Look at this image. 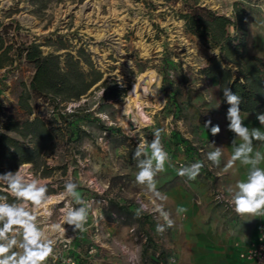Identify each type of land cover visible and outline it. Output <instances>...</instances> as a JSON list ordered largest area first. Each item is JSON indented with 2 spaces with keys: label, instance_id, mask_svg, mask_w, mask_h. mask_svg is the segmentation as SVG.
I'll use <instances>...</instances> for the list:
<instances>
[{
  "label": "rangeland",
  "instance_id": "rangeland-1",
  "mask_svg": "<svg viewBox=\"0 0 264 264\" xmlns=\"http://www.w3.org/2000/svg\"><path fill=\"white\" fill-rule=\"evenodd\" d=\"M200 2L228 17H233L235 8L243 11L248 16L244 27L249 50L264 60V0ZM192 3L193 0H0V29L9 25L10 38L35 42L45 55L69 52L77 58L78 50L84 49L93 67L103 75L102 81L80 100L61 106L67 116L79 112L67 121L58 118L53 106L42 99H30L35 112L32 117L40 115L47 121L57 117L62 129L66 122H80L85 131L80 140H67V132L57 142L55 152L48 156L55 160L54 167L48 166L50 177H43L33 166L32 172L61 189L71 176L80 184L79 191L92 203L90 211L95 213V217H89V231L75 234L71 245L58 247L60 258L49 264H64L68 259L75 264H158L157 260L169 264V258H174L175 264H233L236 244L245 246L257 231L259 217L238 216L214 200L217 190L229 196L221 186L230 184V176L219 175L220 167L209 166L206 153L211 146L200 139L199 127L210 119L203 117L208 97H220L218 80L208 79L202 72L217 51L186 33L179 15ZM103 24L108 25V31L98 38ZM231 33H235L233 28ZM81 65L85 72L90 71L83 60ZM147 70L160 75L159 91L165 102L158 110L147 109L153 124L134 130L133 135V130L127 131L121 125L118 116L138 75ZM32 74V66L23 60L9 73L0 68V135L20 139L6 126L10 117L24 118L18 99L23 93L22 84L28 83ZM120 77L123 87L117 81ZM101 92L103 97H98ZM112 94L114 99L110 98ZM184 97H204L206 103L181 102ZM101 114H107L110 122L100 119ZM220 119L227 121L226 116ZM218 122L216 125L223 126ZM156 128L164 129L163 143L174 165H166V171L156 177L158 190L168 196L165 210L175 220V226L163 234L156 232L157 223L162 222L143 212L139 218L136 216L140 209L137 199L142 198L154 208V197L135 184L138 169L132 158L139 139L150 142ZM187 131L193 136L190 142L183 136ZM85 142L91 143V151L82 150ZM196 161L207 162L208 166L194 181L177 174L180 167ZM178 206L186 207L187 213L177 215ZM65 227L66 237L74 234ZM146 227L155 233L151 235ZM203 234L206 239L200 245L198 240Z\"/></svg>",
  "mask_w": 264,
  "mask_h": 264
},
{
  "label": "clouds",
  "instance_id": "clouds-1",
  "mask_svg": "<svg viewBox=\"0 0 264 264\" xmlns=\"http://www.w3.org/2000/svg\"><path fill=\"white\" fill-rule=\"evenodd\" d=\"M117 81L124 86L122 77ZM219 90L223 92L229 105L226 114L227 129L234 133L231 142L232 154L224 166V171L233 168L237 162L246 169L244 178L229 187L228 203L238 216L264 217V167L261 166L264 165V151L257 147V142L264 146V113L256 116L261 127L249 128L241 114V96L234 93L229 86H223ZM135 92L134 86L131 94ZM157 92L158 90L147 86L143 88L145 96H156ZM103 94L104 92L99 93L98 97H103ZM130 118L135 128L140 127L141 121L134 114H130ZM100 119L110 122L107 114H101ZM143 124L150 126L153 121L145 117ZM204 127L210 128L213 136L221 131L219 125L212 124L211 119L204 123ZM163 133L164 129L156 128L150 142L144 138L139 139L132 156L138 169L134 182L154 197V212L163 221L156 225V232L159 234L175 226L172 214L165 210L168 196L158 190L156 181V177L166 171V165L174 167L163 143ZM211 144L214 150L206 153V160L210 162V167H219L224 155L223 147L215 146L214 142ZM82 150L91 151V143L85 142ZM47 164L49 167L55 166L54 156L48 157ZM204 166L203 162L196 161L180 167L177 174L185 177L187 181H194ZM31 169L30 163L20 164L16 171L0 174V264H49L50 260L55 262L60 258L57 248L62 244L72 243L73 236L66 237L68 229L65 226L70 227L74 234H84L89 231L87 225L90 215L95 217V213L90 211L92 203L81 194L80 184L71 176L64 181L61 189L52 185L49 179L37 177ZM145 208L146 206H142L137 210V218ZM187 211L184 206L176 208L177 215ZM64 264L73 262L68 259ZM169 264H175L174 258H169Z\"/></svg>",
  "mask_w": 264,
  "mask_h": 264
},
{
  "label": "trees",
  "instance_id": "trees-1",
  "mask_svg": "<svg viewBox=\"0 0 264 264\" xmlns=\"http://www.w3.org/2000/svg\"><path fill=\"white\" fill-rule=\"evenodd\" d=\"M185 8L179 16L185 22L186 33L198 38L209 49L217 51L202 69L205 77L216 78L219 88L229 86L241 96L243 113H254L264 108V60L249 50L248 32L244 27L248 16L245 17L244 12L238 8H235L233 17L220 15L202 6L200 0H193ZM17 26L20 28L18 24ZM1 28L0 68L9 73L18 61L23 60L32 66L33 74L28 83L22 84L23 93L18 99L24 118L10 117L6 126L7 130L17 134L20 139L7 134L0 135V174L14 172L20 164L30 163L43 177H50L46 157L55 152L57 142L63 140L67 132V140H80L85 133L80 122H66L65 129L58 125L57 117L67 121L66 119L79 114L75 111L67 116L61 111V106L80 100L102 81L103 75L93 67L90 56L84 49L78 50L77 58L69 52L64 55H45L35 42H16L14 36L10 38L9 25ZM231 28L234 29V34L231 33ZM81 60L90 67L89 72L82 69ZM110 98L115 97L112 94ZM220 98L222 109L227 110L229 105L221 90ZM30 99L35 102L42 99L45 104L52 105L57 117L50 121L40 115L32 117L35 112ZM162 264L167 262L162 261Z\"/></svg>",
  "mask_w": 264,
  "mask_h": 264
},
{
  "label": "crops",
  "instance_id": "crops-1",
  "mask_svg": "<svg viewBox=\"0 0 264 264\" xmlns=\"http://www.w3.org/2000/svg\"><path fill=\"white\" fill-rule=\"evenodd\" d=\"M189 100H191V103H193V102L195 103V101H200V100H201V103H203V104L206 103L204 101V100H206V99H204V97H191L190 99H188L187 97H184L180 101L181 102H187V101L189 102ZM208 103H209V105H207V108L204 111L205 115L203 117L212 119L214 121V122L212 121V124H214V125H216V123L219 120L218 123L223 124V126H220V127L224 131L221 130L222 133H219L218 135L213 136V135H211L210 128L206 129L204 126H200L199 127V131H201V133H200L201 134V138L200 139L206 141L211 146L210 147L211 151L214 150V147L211 144L212 142L215 143V146L223 147L224 155L221 158V164L219 166L220 168L217 171H218L219 175H221V174L227 175L228 174V176H230L229 177L230 184H228V185H225V184L223 185L222 184V186H221V188H223L224 190H226L228 192V189H229L230 186H234L235 183L238 180L244 178L246 169L243 166H241L239 164V162H237L236 165L233 168L229 169L227 172L224 171V166L227 163V161L230 159L231 154H232L231 142L234 139V133L228 131V129H227L228 121H224V123H225V125H224L223 121H221V119H220V118H223V117L226 116L223 113H227V112H224V110L222 109L221 98L220 97H208ZM218 105H220V106L217 108ZM258 113H264V108H262L258 112H254L252 114H244L242 112L241 114L245 118V121H244L245 125L248 126L249 128L261 127V125L259 124V121L256 119V116H257ZM191 114H193V113H191ZM262 130H264V128H262ZM187 132L188 133H186V135L183 134V136L186 138V140H188L190 142L191 138L193 136H192L191 131H187ZM183 146L184 145H180L179 147L181 149H183L184 148ZM257 147H259L261 151H264V146H260L259 142H257ZM204 164H205V168H207L206 166H208V163L205 162ZM261 166L264 167V165H261ZM215 176H218V175H215ZM262 221H264V217H259L258 226L260 225V223ZM145 229L151 235L155 233V231L151 227H146ZM256 233H257V231L255 232V234L251 238L252 240L256 237ZM199 239H200V240H198V242L200 241L199 244L203 245V242L201 240L206 239L205 234H203L201 237H199ZM251 239H249V240H251ZM234 251H235V254H236L235 255L236 259L234 260L233 264H241V261L239 260V256H238V249L236 248V249H234ZM149 264H152V263H149Z\"/></svg>",
  "mask_w": 264,
  "mask_h": 264
},
{
  "label": "bare ground",
  "instance_id": "bare-ground-1",
  "mask_svg": "<svg viewBox=\"0 0 264 264\" xmlns=\"http://www.w3.org/2000/svg\"><path fill=\"white\" fill-rule=\"evenodd\" d=\"M90 2L87 1L86 5H88ZM85 6H82V9ZM99 34H97L98 38H101L105 36V32H107L108 25H100ZM143 48L145 51L147 50V46L144 44ZM160 76V75H159ZM156 73L155 70H147L142 73H140L136 79V82L132 85V88L129 90L128 97L125 98V102H123V105L120 108V121L121 125L125 127L127 131L135 130L138 131L142 128H145L147 126H144L143 120L144 118H148L152 120V117L150 116L147 109H160L162 104L165 102L164 97L162 94H160L159 87H160V77ZM136 88L135 94H131L133 88ZM147 86L150 89H156L158 90L157 95L153 96L152 94H148L147 96L143 93V88ZM164 105V104H163ZM130 114H134L137 119L141 121L140 127L135 128L134 123L132 122L130 118ZM131 121V123H130ZM153 121V120H152ZM68 233V231H67Z\"/></svg>",
  "mask_w": 264,
  "mask_h": 264
},
{
  "label": "built area",
  "instance_id": "built-area-1",
  "mask_svg": "<svg viewBox=\"0 0 264 264\" xmlns=\"http://www.w3.org/2000/svg\"><path fill=\"white\" fill-rule=\"evenodd\" d=\"M202 152V150H200ZM183 166V164H180ZM214 200L216 203L221 205L226 210H232L231 205L228 203L229 196L222 190H217L214 193ZM139 207L146 206L143 211L144 214L149 215L156 222H163L159 217L158 213L154 212V208L149 203L145 202L142 198L137 199ZM234 212V211H233ZM75 237V234H72L70 237ZM238 249V256L241 264H264V221H262L257 229L256 237L249 241L245 246L236 244ZM158 257L159 254L156 253ZM71 260V259H70ZM158 264H162V261L157 260ZM175 261V259H174ZM73 264H75L73 262Z\"/></svg>",
  "mask_w": 264,
  "mask_h": 264
}]
</instances>
